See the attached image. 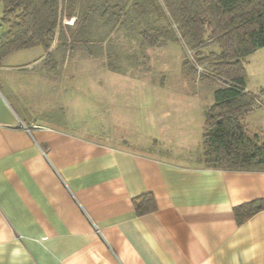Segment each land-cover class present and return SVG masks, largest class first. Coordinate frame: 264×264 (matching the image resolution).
<instances>
[{
	"label": "crops",
	"instance_id": "crops-1",
	"mask_svg": "<svg viewBox=\"0 0 264 264\" xmlns=\"http://www.w3.org/2000/svg\"><path fill=\"white\" fill-rule=\"evenodd\" d=\"M46 56L38 46L0 65V264H264V210L243 224L234 212L264 200V172L205 166L206 112L198 161H187L196 148L172 156L136 151L134 130L114 112L121 94L111 87L123 79L16 76L70 64L48 65ZM57 81L97 92H66L61 116L40 121L37 112L51 101L30 103L26 87ZM263 115H248L249 127ZM250 129L262 133L264 123ZM145 193L157 209L138 216L133 201Z\"/></svg>",
	"mask_w": 264,
	"mask_h": 264
},
{
	"label": "trees",
	"instance_id": "trees-1",
	"mask_svg": "<svg viewBox=\"0 0 264 264\" xmlns=\"http://www.w3.org/2000/svg\"><path fill=\"white\" fill-rule=\"evenodd\" d=\"M0 5L5 26L0 65L10 53L38 46L47 61L58 52L67 56L78 42L86 52L81 59L105 61L108 70L124 75L120 38L135 39L142 49L182 44L195 60L191 65L185 59V70L196 74L198 65L201 79L223 81L205 114V166L264 172V132H253L246 121L257 98L248 91L244 65L264 47V0H0ZM76 10L79 14L72 16ZM113 38L119 42L115 49ZM133 202L138 216L157 209L152 193ZM263 210L264 200H255L234 212L243 224Z\"/></svg>",
	"mask_w": 264,
	"mask_h": 264
},
{
	"label": "rangeland",
	"instance_id": "rangeland-1",
	"mask_svg": "<svg viewBox=\"0 0 264 264\" xmlns=\"http://www.w3.org/2000/svg\"><path fill=\"white\" fill-rule=\"evenodd\" d=\"M2 15L3 7L0 5V20ZM119 40L124 42L121 44L123 47H119L120 50H118L123 56L122 63L125 66L123 71L126 73L124 75L103 69L102 65L95 60H81L86 52L83 44L78 42L72 46V52L67 56L58 52L47 61L48 65L67 61L70 63L68 67L66 65L67 68H63L62 64L57 68H47L46 64H42L34 71H19L15 74L20 78L48 77L54 81L63 77H73L78 80L90 78L102 80L103 84L109 79L121 78L124 84L111 87L119 90L118 93L121 94L116 101L114 112H120L123 116L122 128L129 127L134 130L128 134L135 137L138 142L140 141L135 142L138 144H134L133 149L152 154H159L161 151V156H172L174 153H176L174 155L183 154L186 148H196V151L192 153L193 157L189 156L191 159L187 161H198L196 154L199 152V142L202 138V112H206L214 104L215 91L223 81L201 79L200 71L203 68L198 65L196 74L185 70L183 61L188 59L192 65L195 60L180 43L142 49L135 39L122 37ZM116 43L119 42L113 38L110 47L115 49L118 46ZM133 55L135 57L132 59ZM113 63L116 64L117 61ZM244 65L248 90L259 94L257 98L259 101L253 112L264 113V47L247 56L244 59ZM81 86L83 85H65L60 81L46 85L41 83L34 85L33 88L27 86V99L30 103L38 101L43 105H49L51 101L50 108L37 112L40 121L48 122L54 116H57L56 119L61 116L59 111L66 92L73 94L86 92L81 90ZM85 87L91 94L97 92L93 85H84L83 88ZM65 88H70V91H65ZM53 107L57 111L49 112ZM99 111L94 109L90 114L95 119ZM33 113L36 115L35 112ZM259 123H264V115L251 121L250 127L253 129ZM157 139L162 140L163 144L166 143L170 151L166 152L161 143L156 144Z\"/></svg>",
	"mask_w": 264,
	"mask_h": 264
},
{
	"label": "built area",
	"instance_id": "built-area-1",
	"mask_svg": "<svg viewBox=\"0 0 264 264\" xmlns=\"http://www.w3.org/2000/svg\"><path fill=\"white\" fill-rule=\"evenodd\" d=\"M70 23H73V20H72V22H70ZM4 31H5V26L3 25V23H2V21L0 20V38H1V36H2V34L4 33ZM248 91H250V90H248ZM254 93V92H253ZM259 95V94H258ZM258 95L256 94V98H258ZM259 100L257 99V102H258Z\"/></svg>",
	"mask_w": 264,
	"mask_h": 264
}]
</instances>
